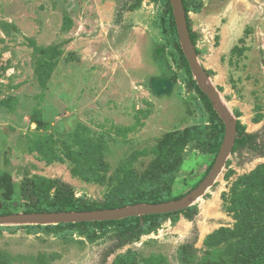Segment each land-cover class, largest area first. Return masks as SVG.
<instances>
[{"label":"rangeland","instance_id":"obj_1","mask_svg":"<svg viewBox=\"0 0 264 264\" xmlns=\"http://www.w3.org/2000/svg\"><path fill=\"white\" fill-rule=\"evenodd\" d=\"M124 1L0 0V211L22 212L20 186L36 174L69 184L77 197L101 200L116 174L140 177L162 159L170 137L206 120L196 91L181 77L168 80L181 69L153 24L163 4L141 0L119 15ZM200 1L188 18L208 83L245 132L264 142V0ZM156 77L171 83L169 91L151 86ZM52 152L61 160H48ZM215 157L185 143L171 194L193 189ZM88 161L99 179L73 173L75 163ZM261 165L264 152L236 147L193 202L192 220L174 214L105 261L112 230L88 240L76 231L63 237L0 227V264H111L127 250L141 264H178L177 249L188 242L199 249L198 264H234L218 256L232 240L218 238L209 247L204 239L233 228L235 182ZM251 188L264 201V184Z\"/></svg>","mask_w":264,"mask_h":264},{"label":"trees","instance_id":"obj_2","mask_svg":"<svg viewBox=\"0 0 264 264\" xmlns=\"http://www.w3.org/2000/svg\"><path fill=\"white\" fill-rule=\"evenodd\" d=\"M164 8L154 20L153 24L159 29V34L165 47L173 56L174 62L180 67L181 73L174 74L168 78L175 82L176 76L181 77L188 88L193 89L198 94L204 112L202 118L206 120L198 124L186 127L182 133L176 137H170L167 141L168 148L161 160L151 164L144 169L140 177H137L131 170H122V175H115L117 182L104 194L103 199L88 201L85 198L77 197L72 187L58 179L34 175L27 178L20 186V194L26 201L22 212H54L64 210H94L103 208H115L124 205L137 203H157L161 201L180 198L183 195L173 196L170 186L174 174L179 167L180 150L185 143L194 141L198 147L206 152L213 153L215 156L219 150L224 135V124L221 116L213 109L212 102L197 86L191 71L180 47L178 33L172 14L170 0H158ZM141 0H125L119 15L123 9L133 10L139 6ZM189 34L194 43L195 32L191 29L188 12L198 11L201 8L200 0H182ZM119 18V16H117ZM198 53L197 49L195 48ZM166 78H153L151 86L156 91L164 93L169 91L170 82ZM237 136L232 151L236 147H245L264 152V142H258L257 135L247 133L244 126L236 121ZM92 158V153L88 154L87 159ZM48 160L61 158L53 152ZM212 163L207 168L204 176L210 170ZM94 164V163H93ZM99 167V166H98ZM73 173H78L85 180L91 178L99 179L101 175L95 170L92 162L76 164L72 169ZM120 171V170H119ZM264 165L256 170L240 176L233 187L231 194L232 211L236 212V222L233 228H219L207 235L204 239L205 245H211L214 240L230 239L231 245L227 246L222 252L218 253L219 258H227L234 264H264V222L261 220V213L264 208V201L254 191L251 186L264 184ZM198 184V183H197ZM196 184V185H197ZM195 185V186H196ZM239 186H245L240 189ZM191 190V189H190ZM188 190L187 192H189ZM10 211H0V214H8ZM182 213L185 218L192 220L197 213V208L193 205L175 212L152 213L128 216L121 219H111L103 221L58 223V224H26L18 225L26 227L28 231L37 232L44 230L56 236H68L75 231L80 233L88 240H94L99 235L112 230L115 241L104 254L103 260L113 253L116 249L138 240L142 235L150 234L155 231L161 223L168 217ZM0 227H8L0 225ZM194 243L188 242L181 244L177 249L178 264H198L201 256L199 249L193 246ZM210 247V246H209ZM133 252L127 250L114 256L111 264H141L134 257ZM205 255L212 254L210 250L203 252Z\"/></svg>","mask_w":264,"mask_h":264},{"label":"water","instance_id":"obj_3","mask_svg":"<svg viewBox=\"0 0 264 264\" xmlns=\"http://www.w3.org/2000/svg\"><path fill=\"white\" fill-rule=\"evenodd\" d=\"M170 5L172 7V14L178 33L180 47L190 66L191 74L199 89L204 92L212 102L213 109L221 116L224 124L223 140L208 173L193 189L177 199L94 210L0 214V225H47L111 219L117 220L141 214L175 212L191 206L194 201L201 197L205 191L213 185L232 152L237 136L236 121L232 118L229 110L222 102L219 92L208 83V75L198 60L197 52L190 38L182 0H170Z\"/></svg>","mask_w":264,"mask_h":264}]
</instances>
